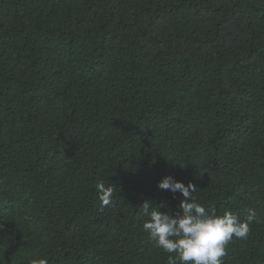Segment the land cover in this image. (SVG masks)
Here are the masks:
<instances>
[{"label": "trees", "instance_id": "trees-1", "mask_svg": "<svg viewBox=\"0 0 264 264\" xmlns=\"http://www.w3.org/2000/svg\"><path fill=\"white\" fill-rule=\"evenodd\" d=\"M165 176L255 209L221 259L264 264V0H0V264H167Z\"/></svg>", "mask_w": 264, "mask_h": 264}, {"label": "clouds", "instance_id": "clouds-1", "mask_svg": "<svg viewBox=\"0 0 264 264\" xmlns=\"http://www.w3.org/2000/svg\"><path fill=\"white\" fill-rule=\"evenodd\" d=\"M161 190L180 193L181 211L176 215L161 212L163 203L153 207L145 201L139 210L148 219L143 223V230L148 233L154 246L168 255L167 264H222L226 255V245L233 238L246 240L253 223H259L255 209H247L241 221L229 211L217 215L215 207L205 208L196 202L193 195L196 185H185L172 176L163 177L157 184ZM101 207L113 203L114 187L106 186L103 181L95 185ZM174 254V255H172ZM31 264H48L47 259L32 260Z\"/></svg>", "mask_w": 264, "mask_h": 264}]
</instances>
